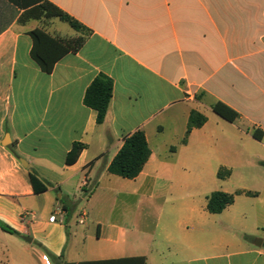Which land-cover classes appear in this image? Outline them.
Instances as JSON below:
<instances>
[{
    "label": "crops",
    "instance_id": "obj_1",
    "mask_svg": "<svg viewBox=\"0 0 264 264\" xmlns=\"http://www.w3.org/2000/svg\"><path fill=\"white\" fill-rule=\"evenodd\" d=\"M46 1L89 31L22 21ZM33 31L47 45L86 40L44 72ZM101 74L114 89L99 125L84 97ZM217 103L239 119L220 117ZM192 111L207 121L184 143ZM255 129L264 132V0H0V264H264ZM137 130L149 161L133 180L111 174ZM216 191L238 195L211 214Z\"/></svg>",
    "mask_w": 264,
    "mask_h": 264
},
{
    "label": "trees",
    "instance_id": "obj_2",
    "mask_svg": "<svg viewBox=\"0 0 264 264\" xmlns=\"http://www.w3.org/2000/svg\"><path fill=\"white\" fill-rule=\"evenodd\" d=\"M42 17L47 19L58 18L62 22L67 23L77 32L89 31L72 16L47 1L24 14L22 21L29 18L41 19ZM30 35L33 39V48L31 52L32 58L38 63L44 72H50L55 62L64 54L69 51H78L86 40V35H84L75 40L59 39L53 44L47 45L39 32L33 31ZM113 89V80L108 76L101 74L91 83L85 93L84 104L97 112V123L99 125L104 123L108 114L113 97ZM213 110L220 117L230 123H235L239 119V114L236 111L222 103L215 104L213 106ZM206 121L207 119L204 115L197 111H192L184 143L187 142L189 134L194 129L201 128ZM252 135L258 141H262L264 138V132L259 129L253 130ZM82 148L83 147L78 144L74 146V150L70 155V162L76 159ZM150 157L151 150L149 148L146 135L144 131L137 130L125 138L122 148L115 156L109 167V172L122 178L133 180L140 175ZM218 175L220 179H224L231 175V171L222 170ZM249 194L250 193H247V195ZM236 195L238 194H228L221 191L213 192L208 198L207 210L211 214L222 213L227 207L234 204ZM1 228L6 231H11L9 228L2 225ZM54 259L57 262L56 264H146V258L144 257L104 261H85L80 263L62 262L61 258Z\"/></svg>",
    "mask_w": 264,
    "mask_h": 264
},
{
    "label": "rangeland",
    "instance_id": "obj_3",
    "mask_svg": "<svg viewBox=\"0 0 264 264\" xmlns=\"http://www.w3.org/2000/svg\"><path fill=\"white\" fill-rule=\"evenodd\" d=\"M57 22H59L60 26H63L68 31L73 32V29H71V27H69L68 24L60 22L59 20ZM260 161H263V162H261L262 164H260ZM236 173L238 174L239 171L236 170ZM237 179H239V178H237ZM263 180H264V144H256V189L263 186V184H264ZM240 182L248 184L250 186L255 185L254 183L252 184V182L250 180H246V181L242 180ZM258 206H260V207L264 206V197H262L260 199V201L258 202ZM117 215L118 214H116V216ZM132 219H133V222H136V220L140 219V215L137 214L136 212H133ZM103 220H104V218H103ZM94 245H96L95 241H93V239L88 238V240L85 243V248H92Z\"/></svg>",
    "mask_w": 264,
    "mask_h": 264
},
{
    "label": "built area",
    "instance_id": "obj_4",
    "mask_svg": "<svg viewBox=\"0 0 264 264\" xmlns=\"http://www.w3.org/2000/svg\"><path fill=\"white\" fill-rule=\"evenodd\" d=\"M55 219H56V216L55 215H53L51 218H50V220L53 222V221H55ZM51 262L50 261H48L47 262V264H50Z\"/></svg>",
    "mask_w": 264,
    "mask_h": 264
},
{
    "label": "water",
    "instance_id": "obj_5",
    "mask_svg": "<svg viewBox=\"0 0 264 264\" xmlns=\"http://www.w3.org/2000/svg\"><path fill=\"white\" fill-rule=\"evenodd\" d=\"M24 240L27 241V242H32V240L29 239V238H24Z\"/></svg>",
    "mask_w": 264,
    "mask_h": 264
}]
</instances>
